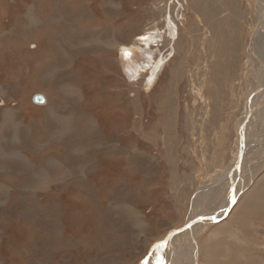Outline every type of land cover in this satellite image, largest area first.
Returning <instances> with one entry per match:
<instances>
[{"label":"rangeland","instance_id":"obj_1","mask_svg":"<svg viewBox=\"0 0 264 264\" xmlns=\"http://www.w3.org/2000/svg\"><path fill=\"white\" fill-rule=\"evenodd\" d=\"M257 3L0 0V264H171L183 239L158 244L195 211L224 217L196 220L197 239L217 227L235 245L246 224L264 264V165L226 177L238 126L264 138L263 100L249 127L245 106Z\"/></svg>","mask_w":264,"mask_h":264},{"label":"bare ground","instance_id":"obj_2","mask_svg":"<svg viewBox=\"0 0 264 264\" xmlns=\"http://www.w3.org/2000/svg\"><path fill=\"white\" fill-rule=\"evenodd\" d=\"M257 5H258V8H257V15H255V20H254V22H255V26L257 27V29H260V31H258V32H256L255 34V36H254V38H253V41H252V44H251V46H250V49H249V60H250V63H252V65H253V69H254V78H255V81H253V85H252V87H251V90H250V92H249V95H248V98H247V102H246V104H245V106H246V109H247V106H248V104L250 103V102H252V109L249 111V113H248V115H250V119H249V121L247 122L246 121V125H247V127H249L248 125L250 124L249 122H251V119L253 120V117H255V115L257 114V112H256V110H258V109H256L257 108V104H261L262 105V103L264 102V0H258V3H257ZM79 10H81V6L79 5ZM79 14H80V12H79ZM255 38H256V41L254 42V40H255ZM180 45V44H179ZM136 53V50H134V48H131L127 53L125 52L124 53V57H123V64L125 65V67H127V66H129L130 68H134V67H140L139 65H137V62H138V57L137 56H134V54ZM121 62H122V60H121ZM255 62H256V64H255ZM123 65V66H124ZM130 75V74H129ZM167 98V97H166ZM262 100H263V102H262ZM139 103V102H138ZM256 105V106H255ZM260 105V106H261ZM264 105V104H263ZM138 107V106H137ZM259 107V106H258ZM139 108V107H138ZM262 108H264V107H262ZM170 110H171V112L169 113V117H168V121H169V123H170V125L166 128V126H164L165 127V130H166V133H170V129H172V127H173V120H172V106L169 108ZM261 109V108H260ZM264 111V110H263ZM174 112V111H173ZM261 112V111H260ZM253 115V116H252ZM262 115H264L263 113H262ZM261 116V115H260ZM167 118V117H166ZM247 118V117H246ZM261 118V117H260ZM264 121V120H263ZM249 123V124H248ZM252 125V124H251ZM259 125V124H258ZM261 127V126H260ZM238 128H240L241 130H243V129H246V126L244 125V126H242V128H241V125L240 126H238ZM259 128V127H258ZM257 128V129H258ZM242 132V134H241V137H243L244 136V132L243 131H241ZM251 132V131H250ZM171 134H173V131H171ZM263 136V135H262ZM152 137V135H149L148 136V138H151ZM168 137H169V139L171 138V136L169 135V136H167V139H168ZM250 137V136H249ZM255 137V136H254ZM258 137V136H257ZM172 139V138H171ZM239 139H240V137H239ZM240 140H245V141H243V142H241V143H243L244 144V146H246V149H245V151L243 150V152H241L240 154H237L236 155V152H235V156H234V158H233V162H232V165H231V167L229 168V170H227V173H226V177L228 176L229 178H232V177H235V175H237V174H239L238 173V169H241L242 168V170H244V168H245V166H248L249 168H250V170L253 172V174H252V177L253 176H255L256 174H255V172H258L259 174H260V170L262 169L263 170V165H264V150L262 151V155L260 156V158H258V160L257 161H259V163H258V165L256 166V168H254V166L252 167L251 166V164L250 163H248L249 161H250V158L251 157H249L248 156V153L250 152L249 150H250V147H253V145L254 144H257V143H261L262 144V146L264 147V138H261V139H259V140H257V139H251V138H241ZM169 143V142H168ZM171 145L172 144H170L169 145V148H171ZM256 146V145H255ZM257 146H260V145H257ZM239 150V149H238ZM256 150V149H255ZM119 151V150H118ZM169 151H171L170 149H169ZM117 153V152H116ZM253 153V152H252ZM259 154V153H258ZM170 155V154H169ZM172 155H174V154H172ZM257 155V154H256ZM251 156H252V154H251ZM254 156V155H253ZM262 157V158H261ZM255 161V160H254ZM236 164H238V166L236 165ZM261 164V165H260ZM245 165V166H244ZM237 166V167H236ZM232 167L234 168V170L232 169ZM218 171V170H217ZM244 172V171H243ZM246 174V173H245ZM241 175V174H240ZM244 174H242V176H243ZM220 176H219V174H218V172H216V174H214V175H212V176H210L209 178H208V182L211 180V182H209V183H211V184H208V186H207V184H205V185H203V186H207V187H211L212 185H213V183L215 182V181H217V182H215L214 183V187H215V185L216 184H219V180H220V178H219ZM227 177V178H228ZM236 177H238V176H236ZM243 177H245V176H243ZM224 178V177H223ZM228 178V179H229ZM240 177H238V179H239ZM230 180V179H229ZM252 180H253V178H252ZM231 181V180H230ZM223 182V181H222ZM229 182V181H228ZM206 183V182H205ZM221 184V183H220ZM219 184V185H220ZM227 184V183H226ZM264 185V184H263ZM65 186V185H64ZM233 187L235 188V190H234V188H233V192H235V198H234V202H235V200L237 199V197H238V195H239V193H240V189H238V186L236 185V187H235V184H233ZM209 189V188H208ZM242 189V188H241ZM258 189H259V187H258ZM257 189V190H258ZM207 190V189H206ZM243 190V189H242ZM256 190V192H258ZM204 191H205V189H204ZM256 194V193H255ZM256 198H258V197H256V196H254L251 200H250V202L249 201H245L246 203V205H248L249 206V204H248V202L249 203H259L260 201H254V200H256ZM262 204V203H261ZM199 205V204H198ZM226 205H224V206H222V207H225ZM195 207V206H194ZM257 207V206H256ZM250 208H252V205H251V207ZM262 208V207H261ZM249 209V208H248ZM250 210V209H249ZM252 210V209H251ZM259 210V209H258ZM258 210H256V211H258ZM255 211V210H254ZM260 211V210H259ZM263 211V210H262ZM257 213H259V212H257ZM199 213L198 212H194L193 213V216H192V219L189 221V223L190 222H192L193 220H195L197 217H199V215H198ZM203 215V214H202ZM191 216V215H190ZM211 216V215H210ZM210 216H208V215H206V217H207V220L208 219H211L210 218ZM200 217H203L204 218V216H200ZM200 224H201V226H202V224H205V222H201L200 221ZM199 226V225H198ZM200 226V227H201ZM192 227H195V228H192ZM199 227V228H200ZM191 228V229H190ZM189 229V230H188ZM176 230H178V229H176ZM180 231H182V233L183 234H181V233H178V232H172L170 235H169V237H168V239H166L165 240V242H163V243H160V244H158V245H161V244H166L167 243V241L169 240V239H172L173 237H175V236H177V237H179V238H181V239H183V243H182V245L179 247L178 245H176V246H172V248L170 249L169 248V246H167V251H166V255L168 256V258L170 259V262H171V264L173 263V264H181V262H184L183 260L185 259V256H187V258L186 259H188V258H190V261H191V259H192V263L191 262H187V264H197V251H196V249H197V246H198V239L196 238L197 236H198V232H197V229H196V223L194 222L189 228H186V229H180ZM191 233V234H190ZM184 242H189L190 243V249H189V252H188V254H185L184 253V247H185V244L186 243H184ZM164 246H166V245H163V247ZM170 254V255H169ZM172 257V261H171V257ZM248 257V256H247ZM181 259V260H180ZM248 259V258H247ZM187 261V260H186ZM251 261V260H250ZM144 264H148L147 262H145ZM160 264H166V262H165V260H161L160 261Z\"/></svg>","mask_w":264,"mask_h":264},{"label":"crops","instance_id":"obj_3","mask_svg":"<svg viewBox=\"0 0 264 264\" xmlns=\"http://www.w3.org/2000/svg\"><path fill=\"white\" fill-rule=\"evenodd\" d=\"M175 187L178 188V186ZM220 230L217 227H208L207 231L200 235L197 246V264H246L247 258L252 261V264H257L254 258L257 257L258 252L252 238L254 234L247 230L246 224L241 227V234L238 235L241 243L235 245L228 244L226 239L220 236ZM230 234L232 233H228V236ZM259 253H261L260 257L264 256L263 251ZM257 261L261 262L258 258Z\"/></svg>","mask_w":264,"mask_h":264},{"label":"water","instance_id":"obj_4","mask_svg":"<svg viewBox=\"0 0 264 264\" xmlns=\"http://www.w3.org/2000/svg\"><path fill=\"white\" fill-rule=\"evenodd\" d=\"M34 101L35 102H37V103H39V104H45V103H47V98H46V96L44 95V94H41V93H38V94H36L35 96H34ZM249 119H250V115H247V118H246V121L248 122L249 121ZM240 130V132L241 131H243L244 132V130L245 129H243V130H241V129H239ZM241 134H242V132H241ZM242 139H243V137H241ZM243 150H244V145L242 144V146H241V149H240V153L241 152H243ZM232 202V201H231ZM230 202V204H229V206H228V208H227V210H226V213H225V216L226 215H228V213L231 211V209L233 208V202L231 203ZM224 217H221V218H212V219H210V220H212V221H214V222H217V221H220V220H222ZM201 221V222H203V221H205V220H207V219H203V217H198L197 219H195V220H193L192 222H190V223H186V225L184 226V227H182L181 229H186V228H189L195 221ZM179 230H175V231H173V232H178Z\"/></svg>","mask_w":264,"mask_h":264}]
</instances>
